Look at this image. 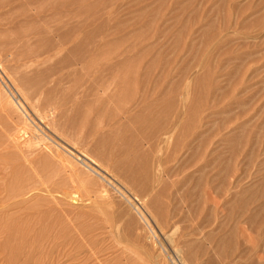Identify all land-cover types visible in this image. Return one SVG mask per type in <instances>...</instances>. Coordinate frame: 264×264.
I'll return each instance as SVG.
<instances>
[{
  "label": "rangeland",
  "instance_id": "rangeland-1",
  "mask_svg": "<svg viewBox=\"0 0 264 264\" xmlns=\"http://www.w3.org/2000/svg\"><path fill=\"white\" fill-rule=\"evenodd\" d=\"M0 264H264V0H0Z\"/></svg>",
  "mask_w": 264,
  "mask_h": 264
},
{
  "label": "bare ground",
  "instance_id": "bare-ground-1",
  "mask_svg": "<svg viewBox=\"0 0 264 264\" xmlns=\"http://www.w3.org/2000/svg\"><path fill=\"white\" fill-rule=\"evenodd\" d=\"M194 79H195V78H194ZM170 132L173 133V131H170ZM168 134H169V133H168ZM165 135H166V134H165ZM172 135H173V134H172ZM19 136H20V135H19ZM170 136H171V134H170ZM15 137H16V136H15ZM164 137H165V136H164ZM168 137H169V135H168ZM16 138H17V137H16ZM168 139H169V138H168ZM168 139H167V140H168ZM17 144H18V143H17ZM122 144H123V142H122ZM124 145H125V144H124ZM121 148H122V147H121ZM123 149H124V146H123ZM125 152H126V151H125ZM126 157H127V156H126ZM125 163H126V162H125ZM125 163H124V164H125ZM135 168H136V167H135ZM127 171H128V170H127ZM128 175H129V174H128ZM128 175H127V176H128ZM152 179L154 180V178H152ZM29 191H30V190H29ZM20 195H21V194H20ZM17 196H18V195H17ZM26 197H27V196H26ZM2 201H3V200H2ZM16 201H17V200H16ZM6 203H8V202H6ZM14 203H15V202H14ZM17 203H18V202H17ZM11 204H12V202H11ZM11 204H10V205H11ZM2 207H3V206H2Z\"/></svg>",
  "mask_w": 264,
  "mask_h": 264
}]
</instances>
